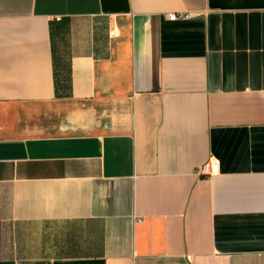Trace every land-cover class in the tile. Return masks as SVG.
Returning a JSON list of instances; mask_svg holds the SVG:
<instances>
[{
  "label": "crops",
  "instance_id": "1",
  "mask_svg": "<svg viewBox=\"0 0 264 264\" xmlns=\"http://www.w3.org/2000/svg\"><path fill=\"white\" fill-rule=\"evenodd\" d=\"M0 264H264V0H0Z\"/></svg>",
  "mask_w": 264,
  "mask_h": 264
},
{
  "label": "built area",
  "instance_id": "2",
  "mask_svg": "<svg viewBox=\"0 0 264 264\" xmlns=\"http://www.w3.org/2000/svg\"><path fill=\"white\" fill-rule=\"evenodd\" d=\"M193 16V14L189 11H180V12H168L167 17L170 20H177V19H189ZM219 170V163L212 162V163H205L197 168V172L201 174H212L216 173Z\"/></svg>",
  "mask_w": 264,
  "mask_h": 264
}]
</instances>
